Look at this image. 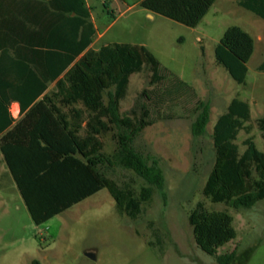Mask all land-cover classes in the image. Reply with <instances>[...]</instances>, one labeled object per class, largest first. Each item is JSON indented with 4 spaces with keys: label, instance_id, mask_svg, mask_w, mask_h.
<instances>
[{
    "label": "trees",
    "instance_id": "16d2710c",
    "mask_svg": "<svg viewBox=\"0 0 264 264\" xmlns=\"http://www.w3.org/2000/svg\"><path fill=\"white\" fill-rule=\"evenodd\" d=\"M215 1L141 0L139 6L194 28ZM76 3V9L71 8L75 18L48 35H27L26 42L32 46L26 50L25 59H15L14 75L28 74V79L16 82L14 97L7 98L17 102L21 111L29 109L22 125H16L2 139L0 150L36 225L102 189L113 198L117 211L132 220L151 199L154 188L165 196V178L158 159L144 156L134 146L142 131L153 124L150 111L142 105L139 115L133 110V117L123 116L120 102L126 96L130 76L144 69L151 73L150 84L163 86L167 96L191 91L178 78L167 80L160 63L144 46L113 43L90 49L96 31L85 1ZM237 3L264 21V0ZM36 45L39 48L33 47ZM253 51L252 37L232 26L216 45L214 56L236 83L244 84L246 64ZM258 69L264 72V63ZM53 82L55 91L41 96ZM149 93L153 92L145 90L142 95L149 100ZM210 110L208 101H196L190 127L194 138L205 135ZM249 120L248 103L234 98L214 124V160L202 189L211 203L249 209L264 199V150H258L251 137L243 141V152L236 143L241 130L249 131L245 126ZM25 122H34L26 134ZM256 126L264 140V116L256 120ZM109 133L116 145L112 154L104 152L100 139ZM115 167L132 171L147 185L138 194L128 185H118L108 176ZM188 223L202 252L216 257L219 264L233 261L235 251L217 255L220 247L236 238L233 217L227 211L209 210L199 201L190 211Z\"/></svg>",
    "mask_w": 264,
    "mask_h": 264
},
{
    "label": "rangeland",
    "instance_id": "374dc122",
    "mask_svg": "<svg viewBox=\"0 0 264 264\" xmlns=\"http://www.w3.org/2000/svg\"><path fill=\"white\" fill-rule=\"evenodd\" d=\"M90 3L100 35L94 50L113 43L144 46L160 63L167 80L178 78L191 87L189 92L167 96L163 86L150 84L151 73L144 69L130 76L120 102L123 116L133 117V110L139 115L142 105L150 111L153 124L142 131L134 146L144 156L158 159L165 196L154 188L151 199L132 220L117 211L113 198L102 189L90 200L92 206L72 209L73 217L36 225L18 191L6 192L0 199V264H219L216 257L198 248L188 223L199 201L209 210L227 211L233 217L236 238L220 247L217 255L235 251L230 264H264V199L249 209H234L211 203L202 194L214 160L211 133L232 99L248 103L250 109V120L245 123L249 131L241 130L236 140L240 152L248 137L258 150H264L256 126V120L264 116V72L258 69L264 63V21L240 7L237 0H216L194 28L157 14L148 17L136 0ZM232 26L241 28L254 42L244 84L236 83L215 61L214 49ZM145 90L153 92L149 100L142 95ZM199 100L210 103V120L205 135L194 138L190 127ZM100 139L104 152L112 154L116 149L112 134ZM108 176L136 194L147 185L121 167ZM87 246L96 250L92 257L82 250Z\"/></svg>",
    "mask_w": 264,
    "mask_h": 264
},
{
    "label": "crops",
    "instance_id": "0c3cea01",
    "mask_svg": "<svg viewBox=\"0 0 264 264\" xmlns=\"http://www.w3.org/2000/svg\"><path fill=\"white\" fill-rule=\"evenodd\" d=\"M84 1L86 7L89 9L90 21L96 31L89 47L94 50V41L97 37L99 38L100 35H97V27L92 18V7L90 3L92 0ZM140 1L141 0H136V3L139 4ZM76 4V0H0V143L5 136L12 132L16 125H22L21 120L29 110L25 109L24 111H21V107L17 102L9 101V99L7 100V98L14 97V86L16 85V82H23L28 79V74L21 77L19 74L14 75L15 59H25L27 57L26 50L32 46L26 42L28 38L27 35L35 33H46L48 35L62 23H67L70 19L75 18L76 13L75 11H72L71 8H74L75 10ZM146 12L148 17L153 18V13ZM109 13L111 12L109 11ZM112 16H114L113 13ZM33 47L39 48L37 45ZM52 85H54L53 89ZM52 91H55L54 82L48 83L46 91L41 96L49 94ZM63 111H67V109L63 108ZM33 125L34 122L23 123L25 134L28 133L27 130L33 127ZM25 142H28V140ZM14 189L19 193L14 178L6 165L3 153L0 150V191L1 194H3L0 196V199H4V193L14 191ZM98 192L85 198L79 203L74 204L69 209L52 217L44 223H48L53 219H56V217L69 215L68 218L73 217V214H70L72 209L82 205L92 206L93 204L90 200L98 194ZM82 250L85 254H91L96 251L95 248L90 246L83 247Z\"/></svg>",
    "mask_w": 264,
    "mask_h": 264
},
{
    "label": "water",
    "instance_id": "95a60500",
    "mask_svg": "<svg viewBox=\"0 0 264 264\" xmlns=\"http://www.w3.org/2000/svg\"><path fill=\"white\" fill-rule=\"evenodd\" d=\"M86 256H88V257H92V254H86Z\"/></svg>",
    "mask_w": 264,
    "mask_h": 264
}]
</instances>
